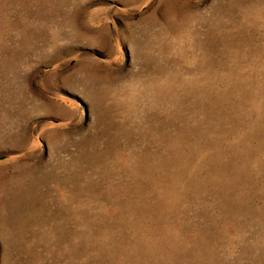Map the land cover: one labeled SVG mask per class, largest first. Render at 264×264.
<instances>
[{"label": "rangeland", "instance_id": "374dc122", "mask_svg": "<svg viewBox=\"0 0 264 264\" xmlns=\"http://www.w3.org/2000/svg\"><path fill=\"white\" fill-rule=\"evenodd\" d=\"M0 264H264V0H0Z\"/></svg>", "mask_w": 264, "mask_h": 264}]
</instances>
